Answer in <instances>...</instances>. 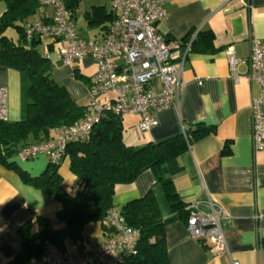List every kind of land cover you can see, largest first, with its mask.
Instances as JSON below:
<instances>
[{
	"label": "crops",
	"instance_id": "crops-1",
	"mask_svg": "<svg viewBox=\"0 0 264 264\" xmlns=\"http://www.w3.org/2000/svg\"><path fill=\"white\" fill-rule=\"evenodd\" d=\"M97 6L110 11V0L108 6ZM166 8L167 14L157 28L167 42L182 44L187 36L194 38L198 31L210 30L214 49L187 52L180 73L178 107L156 112V126L140 133L136 128L139 115L121 116L123 140L126 145L139 146L180 134L189 125H213L214 132L192 142L177 156L176 165L180 170L172 175L173 184L183 202L209 197L224 208L229 216L225 236L232 258L239 264H264V247L257 244L264 236V150L254 151L250 137V101L259 88L247 80L249 44L254 38L264 39V0H168ZM4 9L5 3L0 1V14ZM51 12L47 7L41 8L32 21L46 20ZM85 12L86 26L93 29V38L87 39L100 38L109 22H105V28L90 24ZM73 14L75 19V11ZM4 34L14 42L18 38L13 28L6 29ZM79 35L86 38L80 32ZM50 42L48 54L53 63V79L77 104L86 106L89 77L95 71L93 59L84 57L72 65H64L57 54L59 40L43 37L40 48L46 49ZM190 42L185 43L189 48ZM228 46L233 47L239 59L233 70L224 54ZM30 85L20 71L0 63V86L8 94L7 122L25 119L31 101ZM154 85L159 88L156 79ZM111 98L105 94L101 100ZM7 162L12 166L0 163V264L7 261L9 251L21 250L17 229L24 222L42 216L50 221L53 229L64 227V222L56 217L60 202L24 181L14 168L35 177L48 167V158L38 155L24 159L12 154ZM57 172L63 188L75 194L78 179L69 170L67 158H63ZM148 191H152L162 218H171L164 227L168 264H229L227 254L211 253L205 243L189 235L185 220L171 210L151 169L142 171L131 183L115 185L113 206L120 209ZM107 234L99 222H89L81 231L80 241L67 238L65 245L90 250Z\"/></svg>",
	"mask_w": 264,
	"mask_h": 264
},
{
	"label": "trees",
	"instance_id": "trees-1",
	"mask_svg": "<svg viewBox=\"0 0 264 264\" xmlns=\"http://www.w3.org/2000/svg\"><path fill=\"white\" fill-rule=\"evenodd\" d=\"M0 1L5 3V9L0 14V63L20 71L31 83L28 92L31 101L27 105L25 119L0 122V163L12 166L7 158L16 154L19 147L43 141L49 137L50 130L79 120L85 106L77 104L67 90L53 79V63L48 54L52 42L42 50V36H33L30 41L25 38L26 24L37 18L40 7L37 0ZM78 2L63 0L64 6L73 13ZM85 17L90 24L105 28V22H110L113 14L104 6H92L85 12ZM8 28L16 31L18 38L15 42L4 34ZM212 37L210 30L198 31L194 38L187 36L181 46L184 47L190 40V51H212ZM214 129L213 125L197 123L163 141L129 146L123 140L121 117L106 113L86 137L70 140L66 145L65 158L69 161V170L78 179L79 188L75 194L63 188L57 172L58 164L49 162L48 167L35 177L15 166L24 181L60 202L61 209L56 217L64 222V227L53 229L50 221L42 216L24 222L17 229L21 250L18 253L8 250V259L2 264H27L43 252L45 243L61 249L67 238L78 242L84 225L89 222H99L102 231L107 234L109 229L105 217L114 207L115 185L131 183L146 169L153 171L171 210L185 220L187 203L178 196L172 180V175L180 170L176 158L192 142L214 132ZM225 149L223 152H228ZM120 212L125 222L139 231L136 253L123 264H168L164 227L171 218H162L152 191L128 201ZM257 244L264 247V236L258 239Z\"/></svg>",
	"mask_w": 264,
	"mask_h": 264
},
{
	"label": "built area",
	"instance_id": "built-area-1",
	"mask_svg": "<svg viewBox=\"0 0 264 264\" xmlns=\"http://www.w3.org/2000/svg\"><path fill=\"white\" fill-rule=\"evenodd\" d=\"M40 6L52 7L44 20L26 24L25 38L33 36L57 39L59 61L64 65L91 57L95 65L89 77V102L83 116L74 123L50 130L40 142L19 147L16 155L30 159L45 155L51 164H60L70 140L86 137L95 123L106 113L118 117L139 115L136 128L140 133L157 125L155 113L178 107L180 73L189 44L167 42L157 25L166 14L168 0H110L113 19L100 38L80 37L74 14L63 0H37ZM228 65L233 70L239 59L232 46L224 49ZM247 80L259 91L250 101L251 144L254 151L264 150V39L254 38L249 44ZM159 83L156 89L154 80ZM105 94L111 99L102 101ZM7 89L0 86V122L7 121ZM184 131V129L182 130ZM185 226L189 235L205 243L211 253L227 254L229 264H239L231 257L225 227L229 216L224 208L209 197L186 202ZM109 229L106 238L90 250L72 245L59 249L45 243L43 252L27 264H123L135 255L139 231L129 226L120 209L112 207L106 214Z\"/></svg>",
	"mask_w": 264,
	"mask_h": 264
},
{
	"label": "rangeland",
	"instance_id": "rangeland-1",
	"mask_svg": "<svg viewBox=\"0 0 264 264\" xmlns=\"http://www.w3.org/2000/svg\"><path fill=\"white\" fill-rule=\"evenodd\" d=\"M105 4L108 6V0H79L78 6L75 10L76 18L74 19L75 24L80 32L81 35L85 36L86 38H93V29L88 28L86 26V23L83 18V13L85 11H88L91 9L92 6H97V5H102ZM41 8H44V6H40L38 11H37V17H38V12L41 10ZM52 11V7H47ZM52 13V12H51ZM82 30V31H81ZM83 32V33H81Z\"/></svg>",
	"mask_w": 264,
	"mask_h": 264
}]
</instances>
